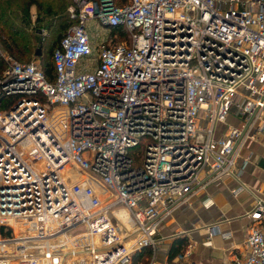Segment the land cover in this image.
<instances>
[{"label":"built area","instance_id":"built-area-1","mask_svg":"<svg viewBox=\"0 0 264 264\" xmlns=\"http://www.w3.org/2000/svg\"><path fill=\"white\" fill-rule=\"evenodd\" d=\"M82 2L53 80L9 57L0 75V264H130L264 129V0ZM90 18L128 37L79 69ZM249 217L235 264H264V201Z\"/></svg>","mask_w":264,"mask_h":264},{"label":"crops","instance_id":"crops-1","mask_svg":"<svg viewBox=\"0 0 264 264\" xmlns=\"http://www.w3.org/2000/svg\"><path fill=\"white\" fill-rule=\"evenodd\" d=\"M239 121V117L229 115L219 128L223 131L228 124ZM256 133L257 138L240 151L237 175L214 179L175 206L159 221L156 243L137 264H235L236 257L247 252L249 212L259 199L264 201V129ZM215 225L217 231L212 230ZM134 227L129 218V230L136 237L140 234ZM184 235L188 240L184 251L170 259L172 243Z\"/></svg>","mask_w":264,"mask_h":264},{"label":"trees","instance_id":"trees-1","mask_svg":"<svg viewBox=\"0 0 264 264\" xmlns=\"http://www.w3.org/2000/svg\"><path fill=\"white\" fill-rule=\"evenodd\" d=\"M87 1L83 0L82 4ZM115 2L118 5H124L128 4L130 0H115ZM72 3H76V0H0V47H3L6 52L12 54L21 62L30 61L34 57L32 54L37 55V51L40 49L41 67L46 76L53 80L56 77L54 51L60 45L68 28L79 21L68 10L69 5ZM32 4L36 5V20L34 23L29 13ZM54 6L59 8L60 24H62L56 30L54 37H50L43 33L44 29L40 24L48 20ZM127 37L128 33L124 27L115 26L111 28L109 37L105 42L107 45L114 44L124 41ZM46 45H50L49 51L51 54L48 58L43 56L44 50H47ZM6 67V59L0 54V75ZM12 100H14L13 97L2 96L0 108L8 106ZM187 242L185 235L176 238L172 243L169 258L172 259L175 255L184 251ZM149 248H152V246H144L137 250L133 255L132 264L143 259V255Z\"/></svg>","mask_w":264,"mask_h":264},{"label":"rangeland","instance_id":"rangeland-1","mask_svg":"<svg viewBox=\"0 0 264 264\" xmlns=\"http://www.w3.org/2000/svg\"><path fill=\"white\" fill-rule=\"evenodd\" d=\"M59 8L57 6H54L52 8L55 13L51 10L52 13H50V16L48 17V20L45 22H42L40 25H42L43 33L49 35L50 37H54V34H56V30L58 27L62 24L61 18L59 15ZM29 13L31 15L32 22L34 23L36 20V5L32 4L29 9ZM100 22L95 21L94 19H88L87 20V30L91 37L92 45L94 46V53L91 58L84 57L80 61L79 69L89 68L93 69L96 62L94 61V57L98 55V49L100 44L106 40L107 34H108V26L104 24H99ZM48 36V37H49ZM39 48V47H38ZM47 50H44L43 56L45 58L50 57L51 52L49 51L50 45H46ZM43 52V49H42ZM0 54L6 59V64H8V57L9 59L17 60L12 54H8L3 47H0ZM34 57L31 58V60L37 59L39 62L41 61V58L39 56H36L32 54Z\"/></svg>","mask_w":264,"mask_h":264},{"label":"water","instance_id":"water-1","mask_svg":"<svg viewBox=\"0 0 264 264\" xmlns=\"http://www.w3.org/2000/svg\"><path fill=\"white\" fill-rule=\"evenodd\" d=\"M41 54V51H40V49L37 51V55H40Z\"/></svg>","mask_w":264,"mask_h":264}]
</instances>
